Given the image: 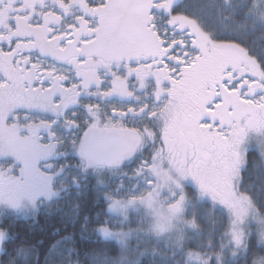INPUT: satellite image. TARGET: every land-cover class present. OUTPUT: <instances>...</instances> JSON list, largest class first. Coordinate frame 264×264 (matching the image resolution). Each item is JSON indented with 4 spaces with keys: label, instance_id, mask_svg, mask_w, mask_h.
Returning a JSON list of instances; mask_svg holds the SVG:
<instances>
[{
    "label": "snow or ice",
    "instance_id": "1",
    "mask_svg": "<svg viewBox=\"0 0 264 264\" xmlns=\"http://www.w3.org/2000/svg\"><path fill=\"white\" fill-rule=\"evenodd\" d=\"M257 32L264 0H0V264H264Z\"/></svg>",
    "mask_w": 264,
    "mask_h": 264
},
{
    "label": "trees",
    "instance_id": "2",
    "mask_svg": "<svg viewBox=\"0 0 264 264\" xmlns=\"http://www.w3.org/2000/svg\"><path fill=\"white\" fill-rule=\"evenodd\" d=\"M210 0H188L185 2L189 11H194L199 7L208 6ZM209 12L214 11L212 7H208ZM259 33L250 34L249 41H254V47L259 51L261 47H264V40L258 38ZM255 158V162L254 159ZM259 156L256 151L253 150L249 153L248 171L245 173L246 179L253 185V194L258 200H264V184L261 183V179L258 177H264V166L259 165Z\"/></svg>",
    "mask_w": 264,
    "mask_h": 264
},
{
    "label": "rangeland",
    "instance_id": "3",
    "mask_svg": "<svg viewBox=\"0 0 264 264\" xmlns=\"http://www.w3.org/2000/svg\"><path fill=\"white\" fill-rule=\"evenodd\" d=\"M259 139H262V138H260V137H256L255 135L253 136V145H254V146L256 145V143H257V141H258ZM189 187H191L190 184H189Z\"/></svg>",
    "mask_w": 264,
    "mask_h": 264
},
{
    "label": "flooded vegetation",
    "instance_id": "4",
    "mask_svg": "<svg viewBox=\"0 0 264 264\" xmlns=\"http://www.w3.org/2000/svg\"><path fill=\"white\" fill-rule=\"evenodd\" d=\"M188 1V0H185V2Z\"/></svg>",
    "mask_w": 264,
    "mask_h": 264
}]
</instances>
